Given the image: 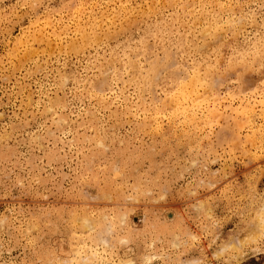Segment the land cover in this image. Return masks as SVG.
Here are the masks:
<instances>
[{"label": "rangeland", "instance_id": "374dc122", "mask_svg": "<svg viewBox=\"0 0 264 264\" xmlns=\"http://www.w3.org/2000/svg\"><path fill=\"white\" fill-rule=\"evenodd\" d=\"M0 264H264V0H0Z\"/></svg>", "mask_w": 264, "mask_h": 264}]
</instances>
